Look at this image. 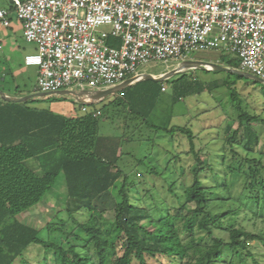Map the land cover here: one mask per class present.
<instances>
[{"label": "rangeland", "instance_id": "1", "mask_svg": "<svg viewBox=\"0 0 264 264\" xmlns=\"http://www.w3.org/2000/svg\"><path fill=\"white\" fill-rule=\"evenodd\" d=\"M6 2L0 0V4ZM117 44L114 40L109 41V45ZM33 51L32 45L12 35L0 47V52L9 58L6 63L8 68L17 65V59L22 60ZM191 59L193 62L227 67L232 72L207 71L201 67L176 73L165 81L140 80L133 88L115 97L107 96L101 102L89 105L91 109L101 111L99 133L122 135L126 132L121 144L124 155L119 166L127 175L129 202L144 207L154 220L176 214L185 201V190L193 184L194 170L201 168L198 178L211 202L208 212L214 236L227 240L229 228L264 235V190H244L246 180L242 173H249V166H255L260 161L264 181V84L258 86L251 79L237 74L238 60L230 54L200 51L194 53ZM182 65L175 62L149 63L140 68V73L159 77ZM21 83L24 86L21 95L11 89L3 90L4 93H10L4 95L13 98L34 95L33 77L23 76ZM162 84L166 86V91L161 90ZM70 91L75 95L35 98L34 104L68 118L80 116L77 95L81 91ZM233 95L240 101L241 109L250 118H254L243 123L244 126L248 124L257 134V143L251 153H247L240 144L244 128H240L233 144L226 142L239 127L240 113L232 100ZM130 112L137 113L139 117L126 119L127 116H134ZM173 126H187L193 132L194 151L201 165L196 162L194 153L190 152V144L185 135L170 136L149 128ZM138 160H142V163H138ZM121 184L119 180L111 193L113 199L105 201V211L96 212L100 225L113 223V205L114 201H119L117 190ZM59 185L60 180H57L55 187ZM182 213L187 214L186 211ZM89 217L90 213L84 210L73 214V218L80 223L86 222ZM203 217L200 216L198 220ZM18 219L38 230L42 240L62 245L65 249L74 247L82 255L93 252L92 244L84 248L85 235L53 195L44 196L36 207L20 214ZM180 223L177 225L179 229ZM141 226L147 231L151 230L145 221L141 222ZM140 234L144 236L142 231ZM193 236L200 245L212 241L205 231L196 226ZM180 237L184 239L186 236L180 233ZM50 257L51 253L45 254L41 248L31 246L25 260L28 264H49ZM45 258L49 262H45ZM147 262L179 264L160 256L147 259ZM231 264H264V246L257 241L249 242L242 257H233Z\"/></svg>", "mask_w": 264, "mask_h": 264}, {"label": "trees", "instance_id": "2", "mask_svg": "<svg viewBox=\"0 0 264 264\" xmlns=\"http://www.w3.org/2000/svg\"><path fill=\"white\" fill-rule=\"evenodd\" d=\"M131 88L133 86L128 89ZM3 90H0V264H15L16 261L28 264L25 255L31 246L41 248L45 254L51 253L49 264H149L147 259L157 256L179 264H231L233 257H242L249 242L257 241L264 246L263 234L242 229L229 228L227 240L214 236L208 212L211 202L198 178L201 168L194 170L193 184L185 190V201L176 214L154 220L144 207L130 204L127 175L119 166L124 155L121 142L99 134L101 115L93 118L91 114H80L68 118L37 107L35 99L21 103L7 101ZM12 91L21 95L18 87ZM262 91L264 94V87ZM232 100L240 113L239 127L226 142L233 144L240 128H244L240 144L251 153L257 143V134L243 123L254 118L241 109L235 95ZM130 113L139 117L137 113ZM149 128L170 136L185 135L190 152L201 165L194 151L195 136L187 126ZM261 168L258 161L257 165L249 166V173L242 172L246 180L244 190H264ZM57 180L60 185L56 188ZM119 180L122 184L117 190L119 201H114L113 205V223L100 225L96 212L105 211V201L113 199L111 193ZM46 195H53L63 204L85 235L84 248L93 245L92 253L82 255L74 247L65 249L42 240L38 230L18 219ZM79 210L90 213L84 223L73 218ZM200 216L204 217L198 220ZM143 221L150 231L142 228ZM195 226L207 233L211 243L200 245L196 242ZM180 233L186 237L181 239Z\"/></svg>", "mask_w": 264, "mask_h": 264}, {"label": "built area", "instance_id": "3", "mask_svg": "<svg viewBox=\"0 0 264 264\" xmlns=\"http://www.w3.org/2000/svg\"><path fill=\"white\" fill-rule=\"evenodd\" d=\"M6 1L0 25L8 28L13 17L22 39L34 47L23 58L34 74V94L98 93L141 78L144 65L193 62L200 51L230 54L240 72L264 82V0ZM169 73L152 77L165 81ZM81 100L91 101L77 96L80 114L101 115Z\"/></svg>", "mask_w": 264, "mask_h": 264}, {"label": "crops", "instance_id": "4", "mask_svg": "<svg viewBox=\"0 0 264 264\" xmlns=\"http://www.w3.org/2000/svg\"><path fill=\"white\" fill-rule=\"evenodd\" d=\"M6 5H7V2L1 3L0 9L6 7ZM10 35H12L13 38H16L18 36L22 38L20 24L13 17L10 18V24H9L8 28H3L0 25V47L2 46V42L4 40H7ZM8 59H9L8 57H6L5 55H3V53L0 52V75H1L0 76V85L2 86V89H4V91H7L8 89L12 90L15 87H18L19 91H21L20 94H22V90H23L22 88L24 87V86H22V83H21L22 78H23V76H31V77H33V82H34L33 71L24 67L23 59L22 60L17 59L18 64L15 66H9V68H8L6 65V63L9 62ZM133 85H130V86H128V87H126V88H124L118 92H115L114 94H111L109 96L115 97L118 95V93H122L123 91L132 87ZM6 94H10V93H6ZM83 97L86 99H90L92 101L91 97H89L88 95L83 94ZM11 98H13V97H11ZM132 118L134 119L137 117H135V116L128 117L127 116L126 119L132 120ZM125 126L127 128L130 127L128 125H125ZM101 136L115 138V139L119 140L122 144L125 140L124 138L126 137V132L123 133L122 135H101ZM121 151H122V149H121ZM122 153H123V151H122ZM122 159H123V156L121 157L119 163L121 162Z\"/></svg>", "mask_w": 264, "mask_h": 264}, {"label": "water", "instance_id": "5", "mask_svg": "<svg viewBox=\"0 0 264 264\" xmlns=\"http://www.w3.org/2000/svg\"><path fill=\"white\" fill-rule=\"evenodd\" d=\"M192 65H196L197 67L196 68H201V67H204L205 70L207 71H211V70H218V71H225V72H232L231 69L227 68V67H223V66H220V65H212L210 64V67L211 68H206L205 67V64H202V63H198V62H185L183 63V65L181 67L183 68H187V67H190ZM237 74L241 75V76H244L248 79H251L252 81L254 82H257V83H261V84H264V82L258 78H255L253 77L252 75L250 74H247V73H243V72H240V71H235ZM175 73L174 72H170L168 74V77L171 78ZM166 77H161V78H153L152 76H148V75H144L142 76L141 78H134V79H130V80H127L125 81L123 84L115 87V88H112V89H109V90H105V91H101V92H98V93H95V92H92V91H84L82 94H78L77 96H81V95H88L89 97H91L92 101L90 102H85L83 100H81L82 103H86L88 105H93V104H96L98 102H101L105 97L111 95V94H114L115 92H118L130 85H133L135 84L136 82L140 81V80H143V79H147V80H152V81H156V82H160V81H163ZM66 94H73L75 95L74 92H71V91H62V92H59L57 95H66ZM45 96H43L42 94H34V95H31V96H25V97H20V98H11V97H8V96H5L4 95V99H6L7 101H10V102H14V103H21V102H24V101H27V100H30V99H37V98H44Z\"/></svg>", "mask_w": 264, "mask_h": 264}]
</instances>
